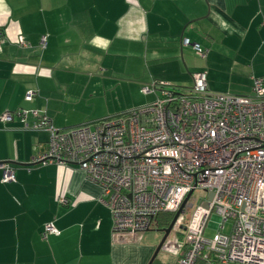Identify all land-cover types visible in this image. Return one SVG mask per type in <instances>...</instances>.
I'll return each instance as SVG.
<instances>
[{"label": "crops", "instance_id": "0c3cea01", "mask_svg": "<svg viewBox=\"0 0 264 264\" xmlns=\"http://www.w3.org/2000/svg\"><path fill=\"white\" fill-rule=\"evenodd\" d=\"M0 34V163L16 175L6 182L0 169V264H149L163 237L148 233L156 224L135 239L115 235L107 196L83 170L33 163L48 131L1 116L34 109L58 128L93 125L161 96L144 86L192 87L197 72L213 92L253 95V78L264 77V0H0ZM49 222L59 234L44 237ZM171 234L166 242L180 238ZM161 252L170 251L164 244L153 264H176Z\"/></svg>", "mask_w": 264, "mask_h": 264}, {"label": "built area", "instance_id": "2783aa9c", "mask_svg": "<svg viewBox=\"0 0 264 264\" xmlns=\"http://www.w3.org/2000/svg\"><path fill=\"white\" fill-rule=\"evenodd\" d=\"M18 41L30 46L23 36ZM183 44L205 56L200 44L189 38ZM253 81V95L213 92L205 72L194 73L187 88L155 81L142 88L144 94L161 91L152 103L67 129L34 109L1 118L13 121L18 115L26 126L48 131L47 149L33 163L83 170L107 196L115 235L137 238L161 213H177L189 193L201 191L205 200L189 215L190 197L173 226L183 239L165 243L177 254L176 264L200 258L203 264H264V77ZM35 95L30 90L26 98ZM29 117L35 118L32 124ZM0 169L4 181L16 180L9 163ZM59 202L67 205L69 199ZM229 220L232 229L225 233ZM208 225L218 230L211 239L205 237ZM50 234H59L53 222L42 233Z\"/></svg>", "mask_w": 264, "mask_h": 264}, {"label": "rangeland", "instance_id": "374dc122", "mask_svg": "<svg viewBox=\"0 0 264 264\" xmlns=\"http://www.w3.org/2000/svg\"><path fill=\"white\" fill-rule=\"evenodd\" d=\"M207 197L206 193H203L201 191H195L191 198H190V202L193 203V207L190 208L189 210V215L198 207L201 205L202 201L205 200V198ZM232 229V221L229 220L228 222L225 223V229L224 232L225 233H230ZM218 232L217 228L213 225H208L207 229L205 230V237L208 239H211L216 233ZM150 234V236L156 240L158 239V243L160 238L162 237V233L159 230V228L157 227H153L152 230H150V232H148ZM171 236H175V233L172 232ZM170 252L164 254V252H161L159 255V259L161 260H167L168 262L173 260L175 258V256L173 254H169Z\"/></svg>", "mask_w": 264, "mask_h": 264}, {"label": "water", "instance_id": "95a60500", "mask_svg": "<svg viewBox=\"0 0 264 264\" xmlns=\"http://www.w3.org/2000/svg\"><path fill=\"white\" fill-rule=\"evenodd\" d=\"M191 195H192V192L188 194V196L186 197V199H185L184 202L182 203L181 208H180L179 211H177V213L175 214V216H174V218H173V220H172L170 226H169L168 228H165V229H161V230H160L161 232H163V237H162L160 243L158 244L157 249H156V251H155V253H154V256H153V258H152V260L150 261L149 264H153L154 259L157 257L158 253H159L160 250L163 248V246H164V244H165V242H166V240H167L169 234L172 232V229H173V226H174V224H175V221H176L177 217H178L179 214L182 212L184 206L186 205V203H187V201L189 200V198L191 197ZM212 196H213V194L210 195L211 198H212ZM206 206H207V205H206Z\"/></svg>", "mask_w": 264, "mask_h": 264}, {"label": "trees", "instance_id": "16d2710c", "mask_svg": "<svg viewBox=\"0 0 264 264\" xmlns=\"http://www.w3.org/2000/svg\"><path fill=\"white\" fill-rule=\"evenodd\" d=\"M84 124H87V123H84ZM78 126H80V125H78ZM70 128H73V127H70ZM175 214H176V212H164V213H161L156 219V223L155 224H156L157 228H159V230L168 228L170 226ZM161 233L163 234V232H161ZM177 235L180 236V239H183V235L180 232ZM196 264H203L202 259L201 258L198 259Z\"/></svg>", "mask_w": 264, "mask_h": 264}]
</instances>
